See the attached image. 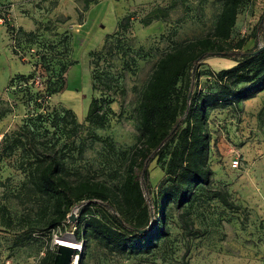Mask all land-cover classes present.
Masks as SVG:
<instances>
[{
    "label": "rangeland",
    "instance_id": "obj_1",
    "mask_svg": "<svg viewBox=\"0 0 264 264\" xmlns=\"http://www.w3.org/2000/svg\"><path fill=\"white\" fill-rule=\"evenodd\" d=\"M221 5L222 0H0V264H40L55 240L81 243L67 225L79 221L86 196L48 232L52 199L32 186L35 157L56 155L75 187L105 186L107 201L121 213L118 188L139 138V99L154 64L174 44L211 33ZM263 10L264 0H243L232 45L248 35ZM119 23L126 28L116 36L120 50L105 62L116 89L94 92L88 54ZM233 64L215 56L201 61L197 89L206 88L208 72ZM101 97L111 101L107 121L91 132L110 144L86 136L87 106ZM66 111L74 123L63 121ZM207 129L210 185L195 190L183 207L170 206L168 234L157 246L126 255L91 241L76 264H264V90L236 110L210 111ZM14 139L25 142L9 152ZM231 149L240 155L237 170L229 168ZM217 194L238 209L224 206Z\"/></svg>",
    "mask_w": 264,
    "mask_h": 264
},
{
    "label": "trees",
    "instance_id": "obj_2",
    "mask_svg": "<svg viewBox=\"0 0 264 264\" xmlns=\"http://www.w3.org/2000/svg\"><path fill=\"white\" fill-rule=\"evenodd\" d=\"M242 2L222 0L211 33L174 44L155 62L139 99V138L118 188L116 203L121 213L107 201L109 191L105 186L75 187L66 178L64 164L56 155L35 157L36 163L29 174L32 186L52 199L48 232L58 229L71 209L86 196L79 221L67 225L68 231L74 228L71 233L76 242L86 248L94 241L118 254H145L168 234L170 206L183 207L191 201L195 190L201 191L210 185L209 112L226 106L236 110L241 102L264 90V10L246 37L234 45L230 43ZM125 30V23H119L116 31L105 36L99 50L89 52L92 91L107 94L116 89L111 86L105 62L119 52L116 36ZM213 56L229 59L234 64L208 72L206 88L197 89L198 66ZM110 102L105 97L91 98L84 117L86 136L105 144H110L109 140L93 134L91 129L105 126ZM64 116V122L70 118L74 123L75 117L70 111ZM26 132H22L25 141L33 144V137ZM25 141L14 139L8 151L12 152ZM155 170L157 178L152 181ZM216 197L227 208L238 209L228 202L225 194ZM51 240L49 233L47 243ZM55 252L56 244L40 264H51ZM80 253L74 251L73 255Z\"/></svg>",
    "mask_w": 264,
    "mask_h": 264
},
{
    "label": "water",
    "instance_id": "obj_3",
    "mask_svg": "<svg viewBox=\"0 0 264 264\" xmlns=\"http://www.w3.org/2000/svg\"><path fill=\"white\" fill-rule=\"evenodd\" d=\"M69 219L73 220V214L69 215ZM56 242V252L51 264H72L74 258V245L66 244L64 242Z\"/></svg>",
    "mask_w": 264,
    "mask_h": 264
},
{
    "label": "built area",
    "instance_id": "obj_4",
    "mask_svg": "<svg viewBox=\"0 0 264 264\" xmlns=\"http://www.w3.org/2000/svg\"><path fill=\"white\" fill-rule=\"evenodd\" d=\"M0 12H2V10L0 9ZM231 154H234V157H232V159L229 161V168L232 170H237L239 168V164H240V155L237 153V151L234 152L233 149L230 150ZM74 251H77L78 253H80L82 251V243H79L78 245H74Z\"/></svg>",
    "mask_w": 264,
    "mask_h": 264
},
{
    "label": "bare ground",
    "instance_id": "obj_5",
    "mask_svg": "<svg viewBox=\"0 0 264 264\" xmlns=\"http://www.w3.org/2000/svg\"><path fill=\"white\" fill-rule=\"evenodd\" d=\"M70 237V236H69ZM70 239H72L71 237H70ZM59 242H64V243H66V244H71V245H76V244H74L73 242H72V240H70V241H63V240H60ZM77 260H78V256H75V258H74V262H73V264H76L77 263Z\"/></svg>",
    "mask_w": 264,
    "mask_h": 264
}]
</instances>
